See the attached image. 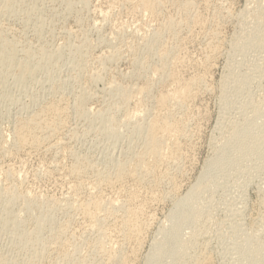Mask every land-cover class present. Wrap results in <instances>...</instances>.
Segmentation results:
<instances>
[{
	"label": "rangeland",
	"instance_id": "obj_1",
	"mask_svg": "<svg viewBox=\"0 0 264 264\" xmlns=\"http://www.w3.org/2000/svg\"><path fill=\"white\" fill-rule=\"evenodd\" d=\"M142 1L0 0V264H147L177 232L196 243L161 264H251L264 246V0H157L156 14ZM183 84L189 97L177 101ZM50 103L58 128L42 146H17L19 122ZM159 119L173 130L166 162L116 182V167L137 163ZM237 128L256 142L227 150L241 160L230 153L229 170L211 175L195 230L171 227Z\"/></svg>",
	"mask_w": 264,
	"mask_h": 264
},
{
	"label": "bare ground",
	"instance_id": "obj_2",
	"mask_svg": "<svg viewBox=\"0 0 264 264\" xmlns=\"http://www.w3.org/2000/svg\"><path fill=\"white\" fill-rule=\"evenodd\" d=\"M132 1V0H131ZM128 2V1H127ZM159 2V1H158ZM157 0H143L141 3V7H142V9H144V10H146V11H148V12H150V13H155V10L157 9ZM159 4H161V3H159ZM166 4V3H165ZM145 11V12H146ZM159 12V11H158ZM156 14V13H155ZM145 15V14H144ZM154 15V14H153ZM142 17V16H141ZM196 20V19H195ZM198 21V20H197ZM180 23V22H179ZM189 24V23H188ZM199 26V25H198ZM207 29V28H206ZM217 29V28H216ZM218 32V31H217ZM188 33V32H187ZM197 34V33H196ZM212 34H213V32H212ZM176 37H177V35H176ZM193 38V37H192ZM1 39V38H0ZM180 39V38H179ZM184 44V43H183ZM180 47V46H179ZM174 48V47H173ZM176 49V48H175ZM209 49V48H208ZM164 53H165V51H164ZM166 54V53H165ZM165 54L163 55L164 57H165ZM166 55H168V54H166ZM170 56V55H169ZM218 56V55H217ZM167 57V56H166ZM180 58V57H179ZM213 58V57H212ZM206 59V58H205ZM181 60V59H180ZM9 61H10V57H7V58H4L3 59V62H2V66L4 67V66H7L8 65V63H9ZM186 61V60H185ZM183 62V61H182ZM167 66V65H166ZM26 68V67H25ZM25 70H27V68L26 69H24V71ZM162 75V74H161ZM174 78V77H173ZM162 80V79H161ZM173 80V79H172ZM177 81V80H176ZM173 82V81H172ZM175 82V81H174ZM175 84V83H174ZM179 85H181V84H179ZM178 85V86H179ZM171 87V86H170ZM180 87V86H179ZM178 87V88H179ZM176 89L175 91H176V93H175V96H174V98H176L177 99V101L178 100H185V99H187L188 97H189V94H190V87H189V85H184L183 84V86L182 87H180L179 89ZM194 90V89H193ZM174 91V92H175ZM172 94V93H171ZM164 96V95H163ZM170 96V95H169ZM159 97V96H158ZM172 97V96H171ZM191 97V96H190ZM162 98V97H161ZM164 98H165V96H164ZM170 98V97H169ZM175 99V100H176ZM162 100V99H161ZM186 101V100H185ZM162 102H163V104L162 105H164L165 106V104L167 103V98L166 99H164V100H162ZM186 103V102H185ZM51 104V103H50ZM168 105V104H167ZM63 106V105H62ZM66 106V105H65ZM159 106H160V103H159ZM160 107H162V106H160ZM59 107L57 106V104L56 105H54V104H51L50 106H47V108H46V110L44 111L45 113V115H43L42 113H40L39 111V113L38 114H36V116H38V115H40V114H42L41 116H39V117H35L34 118V115H33V118L31 117L29 120H22V121H20L19 122V126H18V129H16L17 131H16V138L15 139H17V146H21L22 148H25V147H30V148H32V146L33 147H37V146H42V144H43V142L46 140H44V138H45V135L47 134V135H51L50 133H52L53 134V132L56 130H54V128L56 127L55 126V124H51L52 122H55L53 119V121L52 122H49V119H48V117H49V114H50V116H51V118L53 117V116H58L59 114H58V112H59ZM167 109V108H166ZM164 110V109H163ZM255 110H257L258 111V109H255ZM41 111V110H40ZM63 111H64V109H63ZM62 112V110L60 111V113ZM65 112V111H64ZM32 113V112H31ZM169 113V112H168ZM172 113V112H171ZM256 113V112H255ZM258 113V112H257ZM34 114V113H33ZM63 115V114H62ZM256 115H259V114H256ZM260 116H261V114H260ZM65 117V116H64ZM259 117V116H258ZM55 118V117H54ZM58 119V118H57ZM64 119V118H63ZM157 119H158V117H157ZM156 119V120H157ZM169 119V118H168ZM167 119V120H168ZM170 120V119H169ZM50 121H51V119H50ZM58 121H59V119H58ZM60 121H61V119H60ZM164 121H165V118H164ZM162 119H161V121H160V119L158 120V121H154L150 126H149V128H147V133H148V139H147V142L144 144L145 145V151H143L144 153L141 155V156H138L139 158L137 159V163H133L132 161V163H133V165L134 166H128V165H131V164H120L119 166H117L116 167V170H115V172H116V174L114 173V175H115V178H113L116 182H120L121 183V181L123 182V180H125L126 181V179L127 178H131V180H132V178H135V176H140L139 175V172L141 171V173H148V174H150L151 172L152 173H154L153 171H155V170H157L158 168H157V166L160 164V160H164L165 161V159L164 158H162V157H164L163 156V153H164V151H165V148H166V144L165 143H168V141L166 142L165 141V139L167 138H165V135L166 134H168V132H173V130H170V125L168 126L165 122H164ZM252 121V120H251ZM253 122V121H252ZM251 122V123H252ZM168 123V122H167ZM169 123H170V121H169ZM247 124V126H248V123H249V121H247L246 122ZM254 123V122H253ZM252 123V124H253ZM252 124H250V127L252 126ZM173 125V124H172ZM243 125V124H242ZM172 127V126H171ZM176 127V126H175ZM244 127L246 128V126H245V124H244ZM243 127V128H244ZM56 128H58V127H56ZM242 128V127H241ZM174 129V128H173ZM178 131H179V128H176ZM240 130V128H237V130ZM248 129H249V126H248ZM47 132H46V131ZM175 130V129H174ZM235 130V129H234ZM43 131H45V132H43ZM58 131V130H57ZM176 131V130H175ZM178 131H177V133L175 132V134H178ZM242 131V132H241ZM250 131V130H249ZM249 131H247V130H240V132L239 131H233V133L231 134L230 133V131H229V134H231V135H229L228 136V139L226 140V143H225V145L222 147V148H220L218 151H216V156H214L212 159H210L207 163H206V166H205V172H203V174H202V177L201 178H199V181L197 182V184L193 187V188H191V191L188 193V195L184 198V199H182V200H180L178 203H177V205H176V208L173 210V212H172V214L170 215V217H169V220H168V222H169V225L171 226V227H173L171 224L174 222V223H177V221L179 222L180 220V222L181 223H183L182 221H184L189 227H194V225L193 224H195L196 222H197V220H198V218H199V214H198V212L195 210V205H196V203H197V201H199V199H200V195L201 194H203L206 190H207V188H208V185H209V182H210V180H211V182H212V180H213V182L215 181V179H211V175H213V172H215V170L217 169L218 170V168H220L221 167V169L222 168H224L225 170H223V171H225L226 172V168H227V166H226V168L225 167H222V166H225V165H227L225 162H227V160L228 159H231V152H228V153H226L227 152V150H231V148L234 146L235 147V149H237V152H239L240 150H242V149H246V151H247V149H249V148H251V146H253V144L256 142H254L253 144H252V142L253 141H251V138H250V135H249ZM252 131V130H251ZM232 132V131H231ZM259 132H263V130L261 131H259ZM252 133L254 134V132L252 131ZM251 132H250V134H252ZM261 133H259V134H261ZM256 134V133H255ZM258 134V133H257ZM179 135H180V133H179ZM179 135H178V137H179ZM183 135V134H182ZM262 135V134H261ZM167 136V135H166ZM173 136V135H172ZM171 135H170V137H172ZM255 136V135H254ZM252 137V138H255V137ZM258 136V135H257ZM256 136V137H257ZM264 136V132H263V135H262V137ZM51 137V136H50ZM174 138H175V135L173 136ZM61 138V137H60ZM64 138V137H63ZM48 139V138H47ZM171 139V138H170ZM254 140H256V139H254ZM165 142V143H164ZM173 142V141H172ZM175 142V141H174ZM177 142V141H176ZM56 143V142H55ZM63 143V142H62ZM65 143V142H64ZM259 144V143H258ZM31 145V146H30ZM53 145V144H52ZM260 145V144H259ZM170 146V145H169ZM168 146V147H169ZM261 146V145H260ZM264 146V145H263ZM262 146V147H263ZM262 147H260L261 149H262ZM55 148V147H54ZM171 148V147H170ZM5 149V148H4ZM33 149V148H32ZM35 149V148H34ZM43 149H45V148H43ZM50 149V148H49ZM172 150V149H171ZM171 150H170V154H171ZM35 151V150H34ZM244 151V150H243ZM246 151H244V154H246L247 155V153H245ZM4 152V151H3ZM236 152V153H237ZM50 153V152H49ZM178 153V152H177ZM176 153V154H177ZM231 153V154H230ZM235 153V154H236ZM240 153H242V152H240ZM165 154V153H164ZM170 154H168V155H170ZM228 154H230L229 156H227V157H229L226 161H224V159H225V156L226 155H228ZM238 154V153H237ZM167 155V156H168ZM215 155V154H214ZM240 155V154H239ZM172 156V155H171ZM175 156V155H174ZM232 156L233 157H235V155H233L232 154ZM165 157H166V155H165ZM224 157V158H223ZM239 157H241V156H238V158H236V159H238V161H240L241 159L239 158ZM135 158H137V157H135ZM162 158V159H161ZM167 158V157H166ZM234 159V158H233ZM232 159V160H233ZM233 160L234 162L235 161H237V160ZM240 159V160H239ZM130 160H132V159H130ZM170 161V160H169ZM135 162V161H134ZM166 162V161H165ZM228 162L230 163V161L228 160ZM125 163H128V162H125ZM159 163V164H158ZM176 163V162H175ZM237 163V162H236ZM240 163V162H239ZM238 163V164H239ZM232 164V163H231ZM237 164V165H238ZM127 165V166H126ZM162 165V164H161ZM166 165V164H165ZM235 165V164H234ZM237 165L236 166H233V167H237ZM241 165V164H240ZM240 165H238V167L240 166ZM163 166V165H162ZM228 167H230V170H231V167L232 166H228ZM233 167H232V170H233ZM155 168H157V169H155ZM228 169V168H227ZM237 169V168H236ZM241 169V168H240ZM216 170V171H217ZM229 170V169H228ZM235 170V169H234ZM81 171V170H80ZM79 171V172H80ZM220 171H222V170H220ZM222 171V172H223ZM72 172V171H71ZM156 172V171H155ZM140 173V174H141ZM147 174V175H148ZM216 174V173H215ZM214 174V175H215ZM143 175H146V174H143ZM138 176L136 177L137 179H138ZM108 177V176H107ZM113 177V176H112ZM147 177V176H146ZM142 178H143V176H142ZM151 178V177H150ZM213 178V177H212ZM107 179H110V178H107ZM107 179H105V181H107L108 182V180ZM139 179H140V177H139ZM103 180V179H102ZM142 180V179H141ZM111 181L112 180H110L108 183H111ZM115 181H114V183H115ZM133 181V180H132ZM143 181V180H142ZM101 182V181H100ZM107 182H106V184H107ZM113 182V181H112ZM153 182V181H152ZM212 182V183H213ZM219 182V184H220V181H218ZM212 183H210V184H212ZM215 183H217V181L215 182ZM102 184H104V183H102ZM219 184H215V185H219ZM91 185V184H90ZM140 186V185H139ZM95 187V186H94ZM137 187V186H136ZM149 187V186H148ZM74 188V187H73ZM96 188V187H95ZM94 189V188H93ZM100 189V188H99ZM113 189V188H112ZM120 190V189H119ZM133 190V189H132ZM101 191V190H100ZM97 192V191H96ZM75 193V192H74ZM93 194V193H92ZM135 194V193H134ZM96 196V195H95ZM202 196V195H201ZM126 197V196H125ZM93 198V197H92ZM130 198V197H129ZM96 199V198H95ZM94 199V200H95ZM126 199V198H125ZM129 200V199H128ZM97 201V200H96ZM112 201V200H111ZM91 202V201H90ZM126 202V201H125ZM133 202V201H132ZM85 203V202H84ZM93 205L95 204V203H93V201L91 202ZM96 203H100V202H96ZM115 203V202H114ZM71 204V203H70ZM87 204V203H86ZM92 204H89V206H92ZM97 204V205H98ZM72 205V204H71ZM80 205V204H79ZM82 205H83V203H82ZM96 205V204H95ZM100 205V204H99ZM104 205V204H103ZM117 205V204H116ZM77 206V205H76ZM87 206V205H86ZM84 207L85 209H87V207ZM101 206V205H100ZM130 206V205H129ZM78 207V206H77ZM82 207V206H81ZM96 207V206H95ZM73 208V207H72ZM88 208H90V207H88ZM93 208H94V206H93ZM97 208V207H96ZM95 208V209H96ZM109 208H110V206H109ZM84 209V210H85ZM95 209H93V210H95ZM101 209H102V206H101ZM92 210V211H93ZM96 210H98V212H99V210H100V208L98 207ZM82 211H83V209H82ZM91 211V212H92ZM116 211V210H115ZM86 212H89V209H88V211H86ZM97 212V211H96ZM84 213V212H83ZM100 213V212H99ZM98 213V214H99ZM141 213V212H140ZM82 214V213H81ZM88 214V213H87ZM86 213H85V215H87ZM89 214H90V212H89ZM92 214V215H91ZM90 214V217L92 216V219L94 218V214L93 213H91ZM131 215V214H130ZM135 215V214H134ZM88 216V215H87ZM96 216H97V214H96ZM106 216V215H105ZM125 216V215H124ZM137 216V215H136ZM100 217V216H99ZM110 217V216H109ZM96 219V221L98 220V221H100L97 217H95ZM108 218V217H107ZM109 219V218H108ZM129 219V218H128ZM119 220V219H118ZM122 220H124V219H122ZM131 220V219H130ZM133 220H135V219H133ZM90 221V220H89ZM119 221H121V220H119ZM125 221H127V219L125 220ZM124 221V222H125ZM116 222V221H115ZM134 222V221H133ZM136 222V221H135ZM170 222H171V224H170ZM137 223V222H136ZM141 223V222H140ZM173 223V224H174ZM184 223V224H185ZM92 224V223H91ZM99 224V223H98ZM127 224V223H126ZM129 224V223H128ZM130 224H132V223H130ZM129 224V225H130ZM138 224V223H137ZM178 224V223H177ZM100 225V224H99ZM135 225V224H134ZM134 225H133V227H131L132 225H130V227L133 229L134 228ZM193 225V226H192ZM95 226V225H94ZM176 226V225H175ZM179 226H181V227H183L184 225H180L179 224ZM178 226V227H179ZM187 226V227H188ZM196 226V225H195ZM121 227V226H120ZM124 227H126V226H124ZM129 227V226H128ZM138 226H136V228H137ZM186 227V228H187ZM188 227V228H189ZM91 228H92V225H91ZM96 228H98V227H96ZM174 228V227H173ZM177 228V227H176ZM175 228V229H176ZM187 228V229H188ZM120 229V228H119ZM128 228L126 227V229L125 230H127ZM138 229V231H141V230H139V228H137ZM136 229V230H137ZM143 229V228H142ZM194 230H195V227L193 228ZM116 230V229H115ZM121 230V229H120ZM125 230H124V232H125ZM129 230H130V228H129ZM126 231L127 233H129L130 231H132V230H130V231ZM135 230V229H134ZM133 230V231H134ZM136 230H135V234H136ZM174 230V229H173ZM172 229H171V231H173ZM178 230V229H177ZM137 231V232H138ZM170 231V232H171ZM176 231V230H175ZM180 231V230H179ZM185 231V230H184ZM184 231H182V232H184ZM123 232V234H125ZM134 233V232H133ZM139 233V232H138ZM137 233V234H138ZM174 233V232H173ZM176 233V232H175ZM179 233H181V231L179 232ZM170 234H172V233H170ZM177 234H178V232L176 233V234H174V242H171V243H174V245L172 244H170L172 247H169L170 245H168L169 243H167V241L166 240H162V241H160L159 243H157V244H155L154 246H153V248H152V251H151V253H150V255L148 256V260H147V264H161V262H163V260H166V259H169L170 260V258H172V253H178V252H180V253H182V251H183V249L187 246V245H191L192 246V242H193V244L194 243H196L195 242V239L197 238H194L193 239V241L192 242H190V243H187V242H182L181 240H179V239H177L178 237H179V235H178V237H177ZM119 235V234H118ZM139 235V234H138ZM125 236V235H124ZM127 236V235H126ZM137 236V235H136ZM127 237H129V236H127ZM130 237H132V232H131V234H130ZM130 237L128 238V239H130ZM133 237H135V236H133ZM181 238H182V236H180ZM137 238V237H136ZM103 239V238H102ZM133 239V238H132ZM139 239V238H138ZM137 239V240H138ZM246 240L248 239V238H245ZM245 239H243V240H245ZM133 240H135V239H133ZM183 240V239H182ZM242 240V241H243ZM246 240H245V242H246ZM250 240V239H249ZM252 240V239H251ZM250 240V241H251ZM113 241V240H112ZM130 241V240H129ZM172 241V240H171ZM254 242H255V240H253ZM253 242V243H254ZM129 243V242H128ZM242 243V242H241ZM246 243H248V244H250L249 242H246ZM252 243V244H253ZM139 244V243H138ZM243 245H244V242L242 243ZM251 244V245H252ZM105 245V244H104ZM242 246V245H241ZM252 246H254V245H252ZM243 247V246H242ZM246 247V246H245ZM250 247V246H249ZM249 247H247V248H249ZM132 248V247H131ZM135 248V247H134ZM168 248H172V249H168ZM253 250V252H252V259L254 260V264H256V262H257V258L258 257H260V259L262 258L261 256H264V246L263 245H258V246H256L255 245V247L252 249ZM249 251V250H248ZM242 253H243V250H242ZM241 253V254H242ZM247 253V252H246ZM249 253V252H248ZM251 253V252H250ZM240 254V255H241ZM108 255V254H107ZM250 255V254H249ZM249 255H247V257L245 256V254L244 255H242V256H245L246 258H248V256ZM115 256V255H114ZM175 257V256H174ZM244 257V258H245ZM108 258V257H107ZM244 258H242V259H244ZM242 259H240V260H242ZM250 259V261H251V258H249ZM264 259V258H263ZM263 259L262 260H260V263H261V261H263ZM197 260V259H196ZM199 260V259H198ZM197 260V261H198ZM239 260V261H240ZM252 260V261H253ZM173 261V260H172ZM200 261V260H199ZM243 261V260H242ZM252 261H251V264H252ZM259 261V260H258ZM112 262V261H111ZM166 262V261H165ZM174 262V261H173ZM206 262V261H205ZM241 262V261H240ZM247 263L249 262V261H246ZM245 262V263H246ZM169 263V262H168ZM242 264H243V262H241ZM246 263V264H247ZM250 263V262H249ZM259 263V264H260ZM124 264H126V263H124ZM162 264H164V263H162ZM167 264V263H166ZM169 264H171V263H169ZM174 264V263H173ZM198 264H204V263H201V261H200V263H198ZM208 264V263H207ZM263 264V263H262Z\"/></svg>",
	"mask_w": 264,
	"mask_h": 264
}]
</instances>
